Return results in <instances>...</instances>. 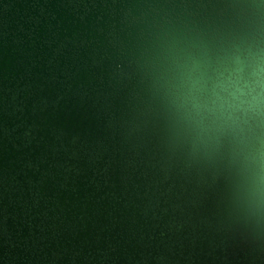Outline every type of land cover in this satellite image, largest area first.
Segmentation results:
<instances>
[{
	"label": "water",
	"instance_id": "95a60500",
	"mask_svg": "<svg viewBox=\"0 0 264 264\" xmlns=\"http://www.w3.org/2000/svg\"><path fill=\"white\" fill-rule=\"evenodd\" d=\"M247 3L0 0V197H38L47 254L264 264V208L241 187L264 122L209 102L264 57Z\"/></svg>",
	"mask_w": 264,
	"mask_h": 264
},
{
	"label": "clouds",
	"instance_id": "9594fccd",
	"mask_svg": "<svg viewBox=\"0 0 264 264\" xmlns=\"http://www.w3.org/2000/svg\"><path fill=\"white\" fill-rule=\"evenodd\" d=\"M194 84L198 91L200 82ZM213 101L218 112L223 108L237 123L241 115L264 122V57H250L247 68L237 64L230 77L216 84L209 102ZM241 187L250 214L258 218L264 208V143L257 141L248 151L242 166Z\"/></svg>",
	"mask_w": 264,
	"mask_h": 264
},
{
	"label": "flooded vegetation",
	"instance_id": "af4514ba",
	"mask_svg": "<svg viewBox=\"0 0 264 264\" xmlns=\"http://www.w3.org/2000/svg\"><path fill=\"white\" fill-rule=\"evenodd\" d=\"M245 1L253 6H246L249 7V12L243 9V13L253 12V16L258 17L253 23L263 27L264 18L260 15L264 11V0H243V2ZM14 190L16 189L11 190L7 195V202L2 203L3 200L0 197V264H76L73 260L60 262L62 254L58 251H51V254H47L48 243H45V239H47L45 230L48 227L43 222V226L38 225L36 229L31 221L34 216H38L32 211L38 197L31 193L29 197H25L21 201L19 196L15 198L11 195ZM42 213L46 214L44 211ZM179 222V220L174 221L177 226H180ZM23 229L25 230L23 231ZM106 252L107 250L102 252L104 253L103 257ZM159 258L164 260L163 256H159ZM114 262L116 260L112 261L113 264ZM135 263L127 261V264Z\"/></svg>",
	"mask_w": 264,
	"mask_h": 264
}]
</instances>
